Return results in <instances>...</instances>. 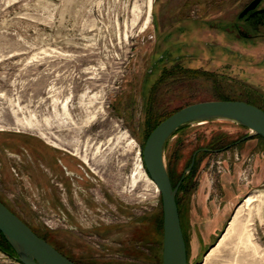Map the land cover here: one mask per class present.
Masks as SVG:
<instances>
[{"label": "rangeland", "instance_id": "1", "mask_svg": "<svg viewBox=\"0 0 264 264\" xmlns=\"http://www.w3.org/2000/svg\"><path fill=\"white\" fill-rule=\"evenodd\" d=\"M253 1L0 0V201L80 264H162V198L142 151L190 105L264 110V25L241 17ZM165 163L174 188L187 182L188 264H264V140L192 124ZM250 196V242L239 231L208 257ZM0 264L21 263L0 248Z\"/></svg>", "mask_w": 264, "mask_h": 264}, {"label": "water", "instance_id": "2", "mask_svg": "<svg viewBox=\"0 0 264 264\" xmlns=\"http://www.w3.org/2000/svg\"><path fill=\"white\" fill-rule=\"evenodd\" d=\"M263 0H254L241 17ZM264 13L263 11L255 14ZM210 121H229L248 129L251 136L264 140V110L244 101H208L185 107L161 122L148 137L142 151L143 164L157 186L163 208L162 264H188L187 248L177 205L181 183L174 188L167 165L165 148L179 130ZM0 232L11 245L21 264H77L40 238L27 224L0 201Z\"/></svg>", "mask_w": 264, "mask_h": 264}, {"label": "bare ground", "instance_id": "3", "mask_svg": "<svg viewBox=\"0 0 264 264\" xmlns=\"http://www.w3.org/2000/svg\"><path fill=\"white\" fill-rule=\"evenodd\" d=\"M201 124V123H200ZM137 172L139 176H144L147 178L145 171L143 170L142 165L138 166ZM151 180V179H150ZM152 181V180H151ZM150 181V182H151ZM154 186V190L155 192L159 193V190L157 188V186L155 185V183L152 181L151 182ZM160 194V193H159ZM256 202V197L255 196H250L248 199H246V201L244 202V204L238 209V211L236 212L235 216L233 217L228 229L226 230L225 234H223L222 238L219 240L217 246L215 248H213L210 251V254L208 257L212 256L216 251H218L225 243L226 241L233 236L234 234H236L237 232H239L241 239L242 240H246L248 242H250L251 240V235L248 234L247 229L244 228V226H242V217L244 214V211H250L253 207V205ZM232 238V237H231Z\"/></svg>", "mask_w": 264, "mask_h": 264}, {"label": "trees", "instance_id": "4", "mask_svg": "<svg viewBox=\"0 0 264 264\" xmlns=\"http://www.w3.org/2000/svg\"><path fill=\"white\" fill-rule=\"evenodd\" d=\"M260 109H262V108H260ZM263 110V109H262ZM161 123V122H160ZM159 123V124H160ZM159 124H157L156 125V127L159 125ZM155 127V128H156ZM154 128V129H155ZM153 129V130H154ZM152 130V131H153ZM182 130V129H181ZM181 130H179V131H177V132H180ZM176 132V133H177ZM259 137V136H258ZM261 138V137H260ZM262 139V138H261ZM145 167V166H144ZM146 170V169H145ZM186 181L184 180L183 182H182V184H181V186H180V189H179V191L181 190H185L186 189V187H187V185H186ZM172 184H173V182H172ZM173 186H174V184H173ZM177 203H178V200H177ZM41 238V237H40ZM43 239V238H42ZM45 240V239H44ZM46 241V240H45ZM0 248H2L3 249V251L9 256V257H11L12 259H14V260H17L18 261V256H17V254H16V252L13 250V248L11 247V245L6 241V239L4 238V236L2 235V233L0 232ZM61 253V252H60ZM62 254V253H61ZM63 255V254H62ZM66 257V256H65ZM69 260H71V261H73L72 259H70V258H68ZM19 262V261H18ZM73 262H75V261H73ZM75 263H77V264H80V263H78V262H75Z\"/></svg>", "mask_w": 264, "mask_h": 264}, {"label": "flooded vegetation", "instance_id": "5", "mask_svg": "<svg viewBox=\"0 0 264 264\" xmlns=\"http://www.w3.org/2000/svg\"><path fill=\"white\" fill-rule=\"evenodd\" d=\"M262 3H263V1L259 4V6L256 8V10L250 12L245 17V19H249L250 21H248V22H250L251 24L255 25L256 28L257 27H261V26L264 25V13L255 14V12H259V11H263L264 10V6H263ZM21 161H22V159H19V162H21ZM30 163H31L32 166L33 165H34V167L36 166L35 162L31 161ZM23 164H26V163L23 162ZM38 167L41 168L42 166L38 165Z\"/></svg>", "mask_w": 264, "mask_h": 264}, {"label": "crops", "instance_id": "6", "mask_svg": "<svg viewBox=\"0 0 264 264\" xmlns=\"http://www.w3.org/2000/svg\"><path fill=\"white\" fill-rule=\"evenodd\" d=\"M244 176V175H243ZM262 178H260V180H261Z\"/></svg>", "mask_w": 264, "mask_h": 264}, {"label": "built area", "instance_id": "7", "mask_svg": "<svg viewBox=\"0 0 264 264\" xmlns=\"http://www.w3.org/2000/svg\"><path fill=\"white\" fill-rule=\"evenodd\" d=\"M243 175H245V174H243Z\"/></svg>", "mask_w": 264, "mask_h": 264}]
</instances>
